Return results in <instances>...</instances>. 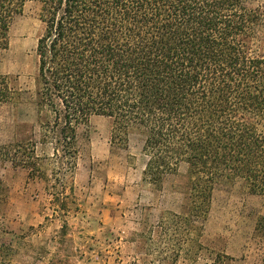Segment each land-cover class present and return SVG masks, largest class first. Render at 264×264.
Segmentation results:
<instances>
[{
    "label": "trees",
    "instance_id": "1",
    "mask_svg": "<svg viewBox=\"0 0 264 264\" xmlns=\"http://www.w3.org/2000/svg\"><path fill=\"white\" fill-rule=\"evenodd\" d=\"M28 1L44 25L38 137L1 145L0 167L27 169L67 213L80 128L102 116L112 143L142 137L143 181L162 187L188 165L184 210L167 230L197 227L220 186L264 197V11L251 0H0L1 49ZM18 99L0 74V104ZM8 188L0 173V202ZM254 231L264 237L263 215Z\"/></svg>",
    "mask_w": 264,
    "mask_h": 264
},
{
    "label": "rangeland",
    "instance_id": "2",
    "mask_svg": "<svg viewBox=\"0 0 264 264\" xmlns=\"http://www.w3.org/2000/svg\"><path fill=\"white\" fill-rule=\"evenodd\" d=\"M251 2L264 11V0ZM39 10L38 3L26 2L11 23L8 47L0 48V74L10 75L19 91L18 100L0 104V146L32 133L38 137L33 99L36 44L44 27ZM110 130V121L102 116L80 128L77 168L66 176L67 192L70 183L74 187L73 199L67 200L69 215L46 192L45 182H28L27 169H13L10 163L0 167L9 187L7 199L0 202L1 264H44L47 257L50 264H262L264 237L254 229L264 216L263 196L247 192L239 182L220 186L197 227L150 228L163 212L184 210L188 165L181 163L162 187L147 183L142 137L131 135L129 146L122 147L111 142ZM104 201L120 204L123 216L119 214L114 232L99 220ZM166 216L167 226L174 225L173 217ZM45 230H60L59 250L52 249L51 234L35 236ZM130 231L133 239L119 238L118 233Z\"/></svg>",
    "mask_w": 264,
    "mask_h": 264
},
{
    "label": "crops",
    "instance_id": "3",
    "mask_svg": "<svg viewBox=\"0 0 264 264\" xmlns=\"http://www.w3.org/2000/svg\"><path fill=\"white\" fill-rule=\"evenodd\" d=\"M96 200L99 201V199H96ZM77 205H79V204H77ZM119 208H120V204H118V201L115 204H113V203L110 204L107 201H104L101 205V208L99 209V212H98L99 220L102 222L103 225L110 227L112 229V231L114 230L113 227L118 223V218H120V216H123V214L121 213V210ZM69 213H70V211H68V215H69ZM171 213H177V212H168V211L163 212L161 214V216L159 217V219L157 220V222L154 224H150L149 227L153 228V229L154 228H162V226H163L162 224L165 221L166 222L168 221V217L166 215L169 214L171 216ZM119 214H122V215L119 216ZM53 215H54V217H58L59 219H61L63 221V223H66L65 222L66 220H64L63 216L56 215V213H54ZM62 225H61V227H62ZM59 233H60V230H55V231H52L51 233L49 231L45 230L43 232H37V234H35V236L37 237V236H42V234H51L50 241L54 240V245H55L52 249L53 250H59L60 244H58L57 240L62 239V235H60ZM132 234H133V232H131V231L129 233L121 232V233H118V236H120L119 238L133 239ZM68 235H70V233H68ZM112 235L115 236L114 233ZM46 238H48L47 235H46ZM1 244H2V241H0V249H1ZM1 261H2V257L0 256V264H1ZM42 263L50 264L51 262L49 261V257L44 258V261Z\"/></svg>",
    "mask_w": 264,
    "mask_h": 264
}]
</instances>
